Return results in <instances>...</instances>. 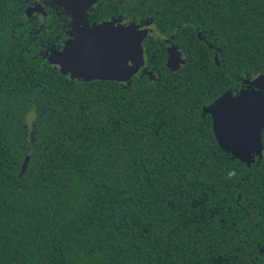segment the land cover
Listing matches in <instances>:
<instances>
[{
    "label": "trees",
    "instance_id": "1",
    "mask_svg": "<svg viewBox=\"0 0 264 264\" xmlns=\"http://www.w3.org/2000/svg\"><path fill=\"white\" fill-rule=\"evenodd\" d=\"M50 1L56 8H48L47 35L56 43L55 36L63 30L59 17L64 9L70 10L63 0ZM34 2L0 0V179L12 193L17 184L23 185L26 199L58 187L66 175L61 165L69 166L66 157L71 150L91 180L86 191L55 198L57 210L49 216L39 251L21 255L6 248L0 264H264V166L258 168L256 160L246 165L229 159L215 141L202 144L197 135L201 112L197 104L189 109L192 150L188 163L175 169L162 165L145 177L139 168L110 160V153L119 158L123 129L131 125L130 119L128 124L118 119L128 114L117 113L112 104L114 100L123 104L131 97L122 91L121 82L66 78L53 63L54 44L26 51L31 19L37 16L32 12L36 14L28 17ZM114 2L97 0L85 12L88 23L116 21L122 14L124 20L153 28L155 35L144 44L155 61H146L152 70L151 76L145 73L144 83L151 84L158 76L166 99L183 93L189 104L196 99L198 89L189 90L190 73L177 78L166 58L172 47L183 53L190 41L195 45L196 24L207 27L213 14L235 26L231 40L236 43L226 41L228 50L221 58V65L232 75L225 74L226 82L217 83L220 66L209 57L201 87H213L216 95L231 87L242 91L247 88L242 83L245 71L264 63V0H120L124 6L115 8ZM146 17L155 24H145ZM186 20L194 23L186 24ZM238 66L244 71H238ZM258 75H250L248 83ZM85 104L92 110L82 113L77 106ZM113 123L120 127L119 137L109 131ZM30 153L35 156L32 164L28 163ZM26 158L28 167L22 172ZM205 199L221 205L218 211L225 216L223 221L219 216L212 220L207 236L198 228L211 217L193 207L194 202L208 207ZM185 224V236L191 233L192 238L173 240L170 229Z\"/></svg>",
    "mask_w": 264,
    "mask_h": 264
},
{
    "label": "snow or ice",
    "instance_id": "2",
    "mask_svg": "<svg viewBox=\"0 0 264 264\" xmlns=\"http://www.w3.org/2000/svg\"><path fill=\"white\" fill-rule=\"evenodd\" d=\"M96 2L97 0H63L73 19L78 22L79 35L60 47H53L51 55L53 63L61 67L66 78L118 81L122 83V91L131 97L123 104L119 100L113 101L112 107L117 113L128 114L127 117L121 115L118 119L124 124H128L130 119L131 125L123 129L124 139L117 150L119 158H114L110 153V160L115 159L116 164H122L125 168H139L145 177L149 173L154 174L162 165L175 169L177 165L188 163V153L192 150V112L189 109L197 104L201 108L197 135L202 144L218 142V147L228 154L229 159L242 161L246 165H251L256 160L260 162L256 165L258 168L264 166V63L253 67L250 72L245 71L242 83L247 84V88L242 91L231 87L223 94L216 95L213 87H201L203 78L207 76L206 65L209 57L220 66L217 83L226 82L225 74L232 75L227 66L221 65V58L228 50L226 41L236 43L231 40L232 27L235 26L230 27L229 21L213 14L209 17L212 23L207 27L196 24V43L194 45L190 41L188 48L182 50L183 56L178 54L175 47L171 48L179 57L178 67L172 72L177 74V78L183 76L184 72L190 73L189 90L198 89L196 99L189 104L186 100L187 93L180 96L172 94V98L166 99L162 80L158 76L154 77L151 84L144 83L145 73L152 70L146 61L154 62L155 55H149L145 50L147 33L142 31L141 25L135 21L124 20L121 14V18L114 23L89 26L85 12ZM47 4L48 0H35L32 11L28 13L30 19L32 12L38 15L31 19L26 51H30L31 47L44 48L54 43L47 35L51 28ZM118 6L124 5L120 0H115L113 7ZM113 15L116 13L113 12ZM144 23L153 25L155 21L146 17ZM185 23L191 24L194 21L186 20ZM2 44L0 34V46ZM167 44L172 45L171 38L167 39ZM170 59L166 62L168 68ZM156 71L159 72V68ZM238 71L244 69L238 66ZM257 72L259 76L256 77V83H248L249 76H255ZM134 84L136 88H133ZM176 91L179 92V89ZM77 107L82 113L92 110L87 104ZM108 119L111 120V117ZM109 131L112 136L121 135L120 127L116 123L110 126ZM36 132L39 134V129ZM92 146L90 141L89 152ZM29 156L28 163L32 164L35 156L32 153ZM66 160L69 166L64 168L61 165L66 175L63 180L58 181L59 186L53 185L51 189L37 192L27 199L24 197L23 185L17 184L16 192L12 193L0 179V256H3L6 248L21 255L39 251L43 247L42 239L47 234L49 216L57 210L55 198L61 193L71 197L75 191L87 190L91 177L77 159L71 156V150ZM27 167L28 164L25 165ZM109 167L113 165L110 164ZM241 174L245 173L242 171ZM261 199L264 201V194ZM245 203H248L247 200ZM205 204L208 207L194 202L193 207H199L201 215L207 214L211 217L198 228V231L207 236V227L212 220L219 216L223 221L225 216L218 211L221 205L209 204L206 199ZM73 210H76L75 207ZM228 211H232L231 208ZM186 228L187 224L183 228L177 225L176 229H170L173 240L181 237L190 240L191 233L185 236Z\"/></svg>",
    "mask_w": 264,
    "mask_h": 264
},
{
    "label": "flooded vegetation",
    "instance_id": "3",
    "mask_svg": "<svg viewBox=\"0 0 264 264\" xmlns=\"http://www.w3.org/2000/svg\"><path fill=\"white\" fill-rule=\"evenodd\" d=\"M35 4V2L33 3V5ZM28 7V11L30 12L32 6ZM47 8H56L55 6L52 5V2L50 0H48V4L46 6ZM36 14V13H33ZM32 14V15H33ZM38 15V14H37ZM59 20L61 21V26L63 28L61 35L58 33V35L55 36L56 39V43H53L55 45V47H60L63 44L72 41L74 36L79 35V33L77 32V27H78V22L76 20L73 19L72 13L70 11H67L66 9H64V11L61 13ZM108 20H111V18L109 17ZM92 23H89V26H91ZM142 29H151V28H142ZM152 36L155 35V32L153 30V34H151ZM149 35V36H151ZM147 36V37H149ZM178 54H180L181 56H183V53L181 52V48H176ZM168 57L169 55H167V60L168 61ZM167 65V64H166Z\"/></svg>",
    "mask_w": 264,
    "mask_h": 264
},
{
    "label": "water",
    "instance_id": "4",
    "mask_svg": "<svg viewBox=\"0 0 264 264\" xmlns=\"http://www.w3.org/2000/svg\"><path fill=\"white\" fill-rule=\"evenodd\" d=\"M115 21H103V22H101V23H93L95 26H104L105 24H107V23H114ZM92 24V25H93ZM91 25V26H92ZM142 31H145L146 33H147V35H146V38H147V36H149V35H151V34H153V32L151 31V30H149V29H142ZM145 38V39H146ZM176 48V47H175ZM171 58V59H170ZM170 59V61H169V67H170V69H172V70H176V68L178 67V64H179V57H178V55H176V51L174 50V49H172L171 50V48L169 49V57H168V60ZM150 74V76H151V73H149ZM259 76V75H258ZM257 76V77H258ZM81 80H84V79H81ZM96 80H104V79H100V78H97V79H95V80H92V81H96ZM88 81V80H87ZM105 81H112V80H105ZM115 82H118V81H115ZM254 83H256V78L254 79V80H252L251 81V84H254ZM262 83H264V81H262ZM254 91H258V89H254ZM217 144H218V142H217ZM223 151V150H222ZM27 158L25 159V162L23 163V165H22V172H23V169L25 168V165H26V163H27ZM242 162V161H241Z\"/></svg>",
    "mask_w": 264,
    "mask_h": 264
},
{
    "label": "rangeland",
    "instance_id": "5",
    "mask_svg": "<svg viewBox=\"0 0 264 264\" xmlns=\"http://www.w3.org/2000/svg\"><path fill=\"white\" fill-rule=\"evenodd\" d=\"M99 23H101V22H99ZM149 30H151V31L153 32V28H151V29H149Z\"/></svg>",
    "mask_w": 264,
    "mask_h": 264
}]
</instances>
